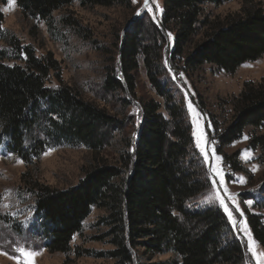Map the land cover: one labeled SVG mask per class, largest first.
I'll return each mask as SVG.
<instances>
[{
	"label": "trees",
	"instance_id": "trees-1",
	"mask_svg": "<svg viewBox=\"0 0 264 264\" xmlns=\"http://www.w3.org/2000/svg\"><path fill=\"white\" fill-rule=\"evenodd\" d=\"M75 1L83 7L130 5V0H15V4L23 17L45 21ZM161 1L159 26L161 30L170 26L175 29L173 53L180 55L195 33L202 6H220L234 0ZM243 1L237 14L209 28L186 57V66L207 64L232 75L241 65L264 55V5ZM1 23L0 12V39ZM139 23L124 32L118 49L119 76L107 77L103 88L109 92L126 88L132 93L131 73L141 58L154 92L164 101L167 118L159 113L158 104H144L133 144L117 165L98 163L75 187L64 191L36 187L37 235L45 240L49 253L65 255L71 251L72 237L80 233L82 222L96 208L104 211L99 226L105 229L102 239L112 247L98 258L114 264H144L140 260L151 262L170 254L172 258L166 261L148 264H244L242 245L233 238L220 209L189 208L209 185H204L202 167L194 159L186 112L158 80L160 47L155 42L144 44L143 25ZM7 45L24 55L22 66L0 62V137L10 141L9 152L26 164L31 157L39 156L46 145L39 138H33L28 150L23 146L34 130L53 146L82 145L94 155L107 147L112 132L119 128L118 122L84 101L73 88H48L46 77L56 70L51 55L37 58L31 50L19 48L14 39ZM5 59L6 54L0 53V61ZM232 110L231 123L218 136L222 146L240 139L246 128L263 127L264 84H245ZM255 141L264 148V135ZM246 221L252 239L264 253L260 216L246 213Z\"/></svg>",
	"mask_w": 264,
	"mask_h": 264
},
{
	"label": "rangeland",
	"instance_id": "rangeland-1",
	"mask_svg": "<svg viewBox=\"0 0 264 264\" xmlns=\"http://www.w3.org/2000/svg\"><path fill=\"white\" fill-rule=\"evenodd\" d=\"M252 1L264 5V0ZM244 3L234 0L220 6H202L195 33L177 55L173 53L175 29L170 26L168 30H161L159 26L161 0H149L147 6L145 0H130L128 7H83L75 1L53 12L45 21L23 17L16 4L9 7L7 0H3L0 4L3 34L0 53L6 54V59L0 62L7 66L23 65L24 55L7 45L10 39L16 40L19 48L31 50L37 58L51 55L56 70L48 74L45 85L52 90L63 87L77 90L84 101L115 119L119 128L112 132L108 146L97 155L82 145H49L45 137L34 130L32 137L24 140L25 150L35 137L46 145L39 156L30 158L28 164L11 154L10 141L0 137V253H6L0 254V264H17V259L19 264H24L25 258L15 251L21 247L39 253L33 258L34 264H114L111 260L98 258L112 247L102 239L105 229L99 226L104 211L96 208H92L82 222L80 233L72 237L69 253H49L45 240L37 235L33 192L36 187L64 191L75 187L98 163L117 165L133 144L144 104L151 101L158 104L159 113L167 118L164 101L154 92L141 58L137 59V68L131 73L132 93L126 88L113 92L103 88L107 77L119 76L118 49L124 32L133 30L139 22L143 25L144 44L155 42L160 47L158 80L186 112L194 159L202 167L204 185H209L191 201L189 208L218 207L228 220L233 238L242 245L244 264H264L263 250L252 239L246 221V213L260 216L264 226V148L255 141L264 135V124L261 129L246 128L240 139L225 146L218 141V136L231 123L233 101L243 86L264 84V55L241 65L232 75L207 64L194 68L185 64L186 57L208 34L209 28L221 25L224 19L237 14ZM189 104L194 111L189 109ZM194 131L197 136L203 134L207 160L196 146ZM249 154L250 158H247ZM217 193L232 212L235 224L216 199ZM170 258L172 256L167 254L155 257L151 262ZM151 262L140 260L144 264Z\"/></svg>",
	"mask_w": 264,
	"mask_h": 264
},
{
	"label": "snow or ice",
	"instance_id": "snow-or-ice-1",
	"mask_svg": "<svg viewBox=\"0 0 264 264\" xmlns=\"http://www.w3.org/2000/svg\"><path fill=\"white\" fill-rule=\"evenodd\" d=\"M134 2H135V0H134ZM148 2H149V0H145V5H146V6L148 5ZM153 2H155V0H153ZM7 3H8V6H9V7H14V6H15V0H7ZM157 10H158V11L160 10L158 4H157ZM169 35H170V34H169ZM189 109H190L191 111H194V110L192 109L191 104H189ZM194 123H195V121H194ZM193 135H194V136H197V134H196L195 131L193 132ZM204 143H206V141H204L203 134L201 133L199 136H197V139H196V146H197V148L200 149L201 153L205 155V158H206V160H207V151H206V148H205V146H204ZM247 158H250V154L248 155ZM216 159H220V158H219V157H216ZM214 171H217V172H218L219 170L214 169ZM219 174L222 176V172H220ZM242 182H243V181H242ZM209 199H211V197H209ZM216 199L219 200L220 205H221V206L223 207V209H224V212L228 215V219H229L230 221H232L233 224H235L236 221H235V219H234L233 216H232V212L229 210L228 206L224 203L223 198L220 197L218 193H217ZM248 203L251 204L252 202H251V201H248ZM4 207H7V205H4ZM236 210L238 211L239 209L237 208ZM245 230H247V229H246V226H245ZM250 243H251L252 245H254L255 242H254V241H251ZM250 250L253 251V255H255V252H254V250H253L252 247H250ZM15 251L19 252L20 255L23 256V257L25 258V259H24V264H34V260H33V258H34L35 256L39 255L38 252L31 251V250H25V249L22 248V247H21V248H17V249H15ZM0 254H6V253H0ZM261 255H264V253H262ZM13 258H15V257H13ZM258 260H259V258H258ZM17 264H19V260H18V259H17Z\"/></svg>",
	"mask_w": 264,
	"mask_h": 264
}]
</instances>
